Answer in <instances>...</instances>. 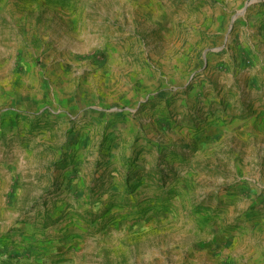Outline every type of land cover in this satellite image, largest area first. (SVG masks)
<instances>
[{"label": "rangeland", "instance_id": "rangeland-1", "mask_svg": "<svg viewBox=\"0 0 264 264\" xmlns=\"http://www.w3.org/2000/svg\"><path fill=\"white\" fill-rule=\"evenodd\" d=\"M0 264H264V0H0Z\"/></svg>", "mask_w": 264, "mask_h": 264}, {"label": "crops", "instance_id": "crops-1", "mask_svg": "<svg viewBox=\"0 0 264 264\" xmlns=\"http://www.w3.org/2000/svg\"><path fill=\"white\" fill-rule=\"evenodd\" d=\"M250 128L253 130L254 128H252V127H249V128H247L248 130H250ZM200 254H202V253H207V252H199Z\"/></svg>", "mask_w": 264, "mask_h": 264}]
</instances>
